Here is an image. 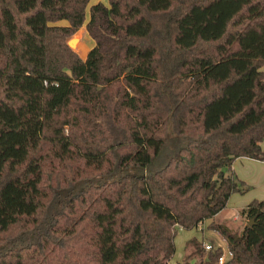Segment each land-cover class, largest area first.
<instances>
[{
  "label": "trees",
  "instance_id": "1",
  "mask_svg": "<svg viewBox=\"0 0 264 264\" xmlns=\"http://www.w3.org/2000/svg\"><path fill=\"white\" fill-rule=\"evenodd\" d=\"M106 1L0 0V264H167L203 221L228 257L177 264H264V196L212 220L264 160V0Z\"/></svg>",
  "mask_w": 264,
  "mask_h": 264
},
{
  "label": "rangeland",
  "instance_id": "2",
  "mask_svg": "<svg viewBox=\"0 0 264 264\" xmlns=\"http://www.w3.org/2000/svg\"><path fill=\"white\" fill-rule=\"evenodd\" d=\"M95 1H101L105 4L107 3L106 0H95ZM89 2H93V0H90ZM87 7L88 6H86V8ZM85 18L87 19V14L85 15ZM86 19L83 21L82 24L85 23ZM53 23L54 24H66L67 21L65 19H59V20L54 21ZM69 38H72L76 42H82L81 47L85 53L93 44V40L88 36V34L85 31V28L82 25H81L80 29L77 30L76 32H74ZM71 47L76 50V46L73 43H72ZM261 69L264 71V64L261 66ZM261 144H264V138H262ZM246 186H247V190L244 193L240 194V195H244V196L239 197V195L238 196L233 195V197H231L228 200L227 204H225L226 207L221 211L219 216H217V219L219 221L212 218V220L215 222H218L221 224L224 223V225L229 229V231L231 233H238L236 230L237 229V223L238 224L240 223L242 217L239 216L238 220L235 222L232 221L233 219H231V218H233L236 215H239L238 214L239 209L244 207L251 199H256V198L260 199V197L262 196V195L259 196V194H258L259 190L256 188V186H253V184H246ZM238 207H239V209L236 211L235 209ZM223 219H225V220H223ZM206 224L207 223H205V225H201L203 228L201 230L202 232H200L199 230L187 231V230H184L180 227H176V233H175V236L173 238L174 251H173V254L170 257L167 264H177V263L182 261L183 253H188L190 251V249H187L186 251H184L185 240L189 239L192 236H195L198 239H202L203 242L205 241L204 243H207L210 246H212L211 245L212 242L218 243V235H217L218 233L211 232L210 230H208L206 228ZM217 243L213 244V246L214 247L218 246ZM187 263L193 264L194 259L191 258L190 260H188Z\"/></svg>",
  "mask_w": 264,
  "mask_h": 264
},
{
  "label": "crops",
  "instance_id": "3",
  "mask_svg": "<svg viewBox=\"0 0 264 264\" xmlns=\"http://www.w3.org/2000/svg\"><path fill=\"white\" fill-rule=\"evenodd\" d=\"M90 0H88L87 2V6L96 2L95 0H93V2H89ZM105 4V3H104ZM87 10V8H86ZM87 14V11L85 13V15ZM86 18H84L85 20ZM83 27H84V24H81ZM81 25L77 28V30L80 29ZM76 30V31H77ZM75 31V32H76ZM77 54L80 56V54L77 52ZM86 54V53H85ZM85 55L83 56H80L81 58H84ZM262 140L260 141V146L261 147H264V144H261ZM231 169L233 170L235 176L242 180L245 184H253V186H256V188L259 190L258 191V194L260 197V199L264 196V160H259V159H254V158H250V157H246V156H237L233 159L232 163H231ZM233 195H239V197L241 196H244V195H240L238 193H232L228 199H227V202L228 200L233 197ZM256 199H259V198H256ZM226 202V204H227ZM226 207V205H225ZM224 207V208H225ZM223 208V209H224ZM221 209L219 212H217L214 216H213V219H217V216H219V214L221 213V211L223 210ZM239 209L236 208L235 210L237 211ZM239 218V215H236L234 216L232 221H237ZM225 220V219H223ZM219 221V220H218ZM208 221H203L197 228H194V229H190V230H187V231H191V230H199L200 232H202L201 230L203 229L201 225H205V223H207ZM221 222V221H220ZM224 224V223H223ZM244 224V220L243 218H241V221L240 223L238 224L237 223V232L240 231V229L242 228ZM211 232H215V231H212L210 230ZM218 235V245L221 246L223 248V250L225 251V243H224V240ZM191 238V237H190ZM192 238H195L196 240L200 241L202 244L205 242L202 241V239H198L197 237L195 236H192ZM186 241V240H185ZM216 243H211V245L213 246V244H216ZM223 251V252H224ZM168 263V262H167ZM170 263V262H169Z\"/></svg>",
  "mask_w": 264,
  "mask_h": 264
},
{
  "label": "built area",
  "instance_id": "4",
  "mask_svg": "<svg viewBox=\"0 0 264 264\" xmlns=\"http://www.w3.org/2000/svg\"><path fill=\"white\" fill-rule=\"evenodd\" d=\"M203 248L204 249H208L210 248L211 246L207 243H203L202 244ZM228 252L225 250L218 258H217V262L220 263L222 261H224L227 257H228Z\"/></svg>",
  "mask_w": 264,
  "mask_h": 264
},
{
  "label": "water",
  "instance_id": "5",
  "mask_svg": "<svg viewBox=\"0 0 264 264\" xmlns=\"http://www.w3.org/2000/svg\"><path fill=\"white\" fill-rule=\"evenodd\" d=\"M72 42H73V39H72V38H68V39L66 40L67 45L70 46V47H71V45H72Z\"/></svg>",
  "mask_w": 264,
  "mask_h": 264
}]
</instances>
